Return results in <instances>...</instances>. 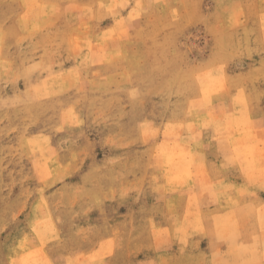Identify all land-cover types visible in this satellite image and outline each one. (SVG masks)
Segmentation results:
<instances>
[{"label":"rangeland","instance_id":"obj_1","mask_svg":"<svg viewBox=\"0 0 264 264\" xmlns=\"http://www.w3.org/2000/svg\"><path fill=\"white\" fill-rule=\"evenodd\" d=\"M0 264H264V0H0Z\"/></svg>","mask_w":264,"mask_h":264},{"label":"bare ground","instance_id":"obj_2","mask_svg":"<svg viewBox=\"0 0 264 264\" xmlns=\"http://www.w3.org/2000/svg\"><path fill=\"white\" fill-rule=\"evenodd\" d=\"M176 151H177V150H176ZM166 154H167V153H166ZM171 154H172V153H171ZM171 154H169V155H171ZM166 157H167V156H165V159H167ZM170 158H171V157H170ZM170 158H169V159H170ZM169 159H168V160H169ZM172 160H173V159H171V161H172ZM178 160H179V159H178ZM180 160H181V159H180ZM180 160H179L178 162H180ZM171 161H167V163H170ZM174 161H176V160H174ZM182 161H183V160H182ZM181 163H182V162H181ZM181 163H180V164H181ZM170 164H171V166H172V163H170ZM170 164H169V165H170ZM177 164H178V166H179V163H177ZM174 166H175V165H174ZM172 167H173V166H172ZM173 169H175V168H173ZM177 174H178V173H177ZM12 250H13V249H12ZM14 254H15V253H14Z\"/></svg>","mask_w":264,"mask_h":264}]
</instances>
